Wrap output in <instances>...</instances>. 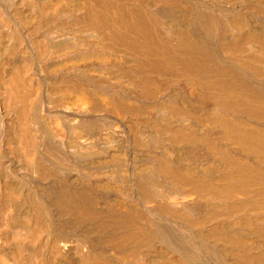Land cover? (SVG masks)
<instances>
[{
  "label": "bare ground",
  "instance_id": "6f19581e",
  "mask_svg": "<svg viewBox=\"0 0 264 264\" xmlns=\"http://www.w3.org/2000/svg\"><path fill=\"white\" fill-rule=\"evenodd\" d=\"M0 264H264V0H0Z\"/></svg>",
  "mask_w": 264,
  "mask_h": 264
}]
</instances>
